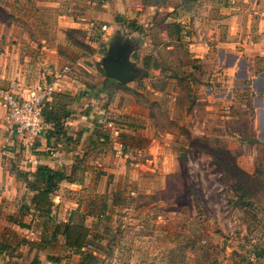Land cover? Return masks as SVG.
<instances>
[{
    "label": "crops",
    "instance_id": "0c3cea01",
    "mask_svg": "<svg viewBox=\"0 0 264 264\" xmlns=\"http://www.w3.org/2000/svg\"><path fill=\"white\" fill-rule=\"evenodd\" d=\"M4 3L5 0H0V11H4ZM136 18L138 21H131L128 28L130 35L141 32V37L136 45L125 49L129 51V59L143 69V76L137 80L121 82L106 76L105 72L98 74L97 68L90 76L92 84L79 82L77 76L69 82L65 71L58 72L54 66V70L47 71L48 74L54 72L53 80L27 85L23 69L4 72L2 65L8 57L0 52V85L14 83L23 95L48 84L58 83L60 88L44 99L42 129L30 141L10 134L2 109L6 131L1 137L4 157L0 155V207L8 215L0 226L3 247L0 264H83L84 254L69 246L62 232L53 236L52 229L55 224L67 223L70 219L88 227L90 235L100 236V232L91 227L97 224L90 209L94 203L89 201L87 209L83 210L82 195L80 199L67 198L73 197L74 190L81 193L87 190L76 173H83L81 163L86 160L92 168L102 165L99 161L107 155L103 148L107 141H115L120 147L116 155L127 156L120 135L146 140L142 134L148 136L144 132L149 129L153 150L159 149L164 160L170 159L169 149L176 143L168 136L172 131L176 133L178 126L159 124L151 106L143 102L153 99L142 95L139 102L132 90L135 84L143 83L151 92L170 91L146 83L150 75L165 82L184 81V86L204 85L203 101L197 99L194 87V93L189 96L185 111L188 126L217 141L220 148H229L237 162L246 161L247 170L254 165L258 148L264 149V0H160L149 4ZM118 20L114 18V26L107 30L112 32L120 21L125 23ZM63 23L70 25L65 17ZM3 27L0 19V36ZM148 30H154L155 34L147 35ZM102 38L105 50L101 56L116 41L119 46L128 44L126 35L116 34L109 40L106 36ZM177 94L171 97L172 108L177 103ZM102 96L106 98L104 104L100 102ZM154 104V113L165 114L166 110L158 102ZM199 105L203 110L200 117L197 115ZM113 110L115 117L111 119ZM142 110H145L143 118L137 115ZM123 116L140 125L116 121V117ZM148 116L156 119L150 126L144 122L149 120ZM175 123L179 125L178 121ZM137 147L142 146L138 143ZM158 155L154 153L152 160L160 158ZM38 165L61 169L68 176L51 193L49 212L35 209L31 198L34 193L30 186L32 173ZM111 195L116 198L117 192ZM106 196L101 195L103 208L107 204ZM9 250L13 253L6 254Z\"/></svg>",
    "mask_w": 264,
    "mask_h": 264
},
{
    "label": "rangeland",
    "instance_id": "374dc122",
    "mask_svg": "<svg viewBox=\"0 0 264 264\" xmlns=\"http://www.w3.org/2000/svg\"><path fill=\"white\" fill-rule=\"evenodd\" d=\"M159 1L5 0L4 11H0L4 22L0 52L8 60L2 68L6 73L23 69L27 85L53 80L54 72L47 71L54 70V66L58 72L65 71L69 82L77 76L79 82L92 84V71L98 68V74L104 72L99 63L105 50L102 37L109 40L116 34L126 35L128 44L123 48L136 45L141 32L132 36L128 26L131 21H138L136 17L149 4ZM138 2L141 8H137ZM63 17L70 25L65 26ZM114 18L125 23L120 21L111 32L107 28L114 26ZM146 34L155 32L148 30ZM150 77L146 83L170 91L151 92L142 83L133 86V94L139 102L142 95L153 99L143 102L151 106L157 120L153 119L159 124L178 126L176 133L172 131L168 136L176 144L169 149L170 159L164 160L159 149L153 150L149 129L144 132L148 136L142 134L146 140L122 134L120 138L127 156L116 155L120 147L115 141H107L103 147L107 155L99 161L101 166L92 168L87 160L81 163L83 173H76V177L82 178L87 190L82 193L74 190L73 197L67 200L80 199L82 195L83 210L92 201L94 206L90 209L97 224L91 227L100 232L97 239L90 238L83 264H264V256H258L264 250L263 147L258 148V157L251 170H247L246 161L237 162L229 148H220L217 141L188 126L185 111L189 96L195 88L197 99L202 100L204 85L184 86V81L165 82L153 75ZM7 87L0 85V89ZM175 92L178 100L172 108L171 97ZM105 100V96L100 98L103 104ZM156 101L166 110L165 114L154 113ZM143 111L137 115L143 118ZM202 112V107H198L199 117ZM2 115L0 105V155L4 157L1 137L6 130ZM115 119L140 125L126 116ZM148 119L144 122L150 126L153 119L149 116ZM138 143L141 148L137 147ZM154 153L160 158L152 160ZM114 191L116 198L111 195ZM104 193L107 194L105 208L101 206ZM7 215L0 207V226ZM2 250L0 242V254ZM26 261H29L27 256Z\"/></svg>",
    "mask_w": 264,
    "mask_h": 264
},
{
    "label": "built area",
    "instance_id": "2783aa9c",
    "mask_svg": "<svg viewBox=\"0 0 264 264\" xmlns=\"http://www.w3.org/2000/svg\"><path fill=\"white\" fill-rule=\"evenodd\" d=\"M141 8V3H136ZM106 25H103L105 28ZM56 90H60L59 84L44 85L43 88L32 89L28 95L17 91L14 83L7 88L0 89V105L4 111V124L12 135L31 138L42 129L44 99Z\"/></svg>",
    "mask_w": 264,
    "mask_h": 264
},
{
    "label": "trees",
    "instance_id": "16d2710c",
    "mask_svg": "<svg viewBox=\"0 0 264 264\" xmlns=\"http://www.w3.org/2000/svg\"><path fill=\"white\" fill-rule=\"evenodd\" d=\"M33 174L31 187L34 190L31 198L34 203V208L49 212L50 210V195L54 192L57 184L66 179L68 176L61 169H52L46 165H38ZM45 204V207H44ZM62 232L66 243L74 248L76 252L83 253L82 262L85 263L87 256L85 248L90 238L97 239L89 234V228L81 223L67 221V223H57L52 229L53 236ZM258 256H264V250L258 253Z\"/></svg>",
    "mask_w": 264,
    "mask_h": 264
},
{
    "label": "water",
    "instance_id": "95a60500",
    "mask_svg": "<svg viewBox=\"0 0 264 264\" xmlns=\"http://www.w3.org/2000/svg\"><path fill=\"white\" fill-rule=\"evenodd\" d=\"M100 64L106 76L121 82L137 80L143 76V69L129 59V51L119 46L117 41L108 47Z\"/></svg>",
    "mask_w": 264,
    "mask_h": 264
}]
</instances>
